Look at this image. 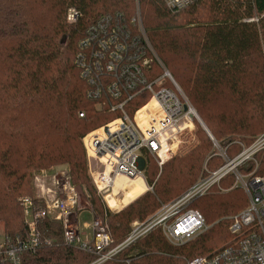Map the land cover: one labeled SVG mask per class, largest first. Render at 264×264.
Segmentation results:
<instances>
[{
    "label": "trees",
    "instance_id": "obj_1",
    "mask_svg": "<svg viewBox=\"0 0 264 264\" xmlns=\"http://www.w3.org/2000/svg\"><path fill=\"white\" fill-rule=\"evenodd\" d=\"M137 2L158 57L173 69L170 73L214 138L264 131V0H194L178 13L162 0H0V181L6 182L0 187V218L5 219L7 236H27L18 196L24 192L35 199V176L57 166H67L72 185L88 192L94 214L106 219L113 247L126 239L134 221L144 222L162 204L180 198L200 176L212 145L199 129L200 147L162 166L161 175L157 161L148 158L145 175L153 193L145 192L118 214L103 210L89 177L83 138L117 115L97 111L87 98V85L75 65L77 46L101 16L134 17ZM71 8L81 14L74 24L67 21ZM185 13L193 19L178 31L168 29ZM148 98L132 106L137 109ZM196 144L193 139L178 151L185 154ZM216 164L213 160L208 166L216 169ZM207 196L196 200L204 204L195 201L192 207L210 224L208 232L174 246L157 228L106 264H184L222 247L230 219L238 212L217 222ZM39 230L57 243L24 255L22 264L95 260L63 243L61 223L46 218Z\"/></svg>",
    "mask_w": 264,
    "mask_h": 264
},
{
    "label": "built area",
    "instance_id": "obj_2",
    "mask_svg": "<svg viewBox=\"0 0 264 264\" xmlns=\"http://www.w3.org/2000/svg\"><path fill=\"white\" fill-rule=\"evenodd\" d=\"M162 1L174 13L194 2ZM80 17L75 9L68 11L70 24ZM159 63L139 14L132 18L122 13L101 16L86 29L77 46L75 65L87 85V98L99 111L117 115L115 120L83 138L90 175L105 201L119 177L145 181L148 158L155 159L159 167L169 162L183 133L182 127H194L195 110L167 70L157 75L155 65ZM146 96L149 98L144 105L137 109L132 106L135 100ZM207 133L214 152L206 161L204 176L180 198L163 205L155 216L134 222L126 239L115 247L106 219L93 212L91 234L81 238L75 213L79 193L67 169L40 172L34 178L35 199L23 197L19 201L27 236L12 238L5 229L0 230V264H22L24 255L55 246L57 241L39 230L46 218L62 224L66 246L95 256L90 264H106L157 228L170 244L182 246L210 229L203 214L192 207L193 203L228 178L245 191L249 206L231 217L230 242L187 264H264V133L249 144L229 140L226 147ZM234 146L240 152L231 157ZM215 158L222 164L210 169L208 163Z\"/></svg>",
    "mask_w": 264,
    "mask_h": 264
},
{
    "label": "rangeland",
    "instance_id": "obj_3",
    "mask_svg": "<svg viewBox=\"0 0 264 264\" xmlns=\"http://www.w3.org/2000/svg\"><path fill=\"white\" fill-rule=\"evenodd\" d=\"M71 9H74V8H71ZM70 10V9H69ZM76 10V9H75ZM77 11V10H76ZM79 12V11H77ZM68 14V13H67ZM139 14L140 18H141V23H142V26H143V29L145 31V34H146V37H147V40L150 44V46L152 47L153 51H154V54L156 56V58L161 62L159 63L158 65H155V71L157 72V75H161L165 70H167L169 73L170 71L172 72V74L174 73L173 72V69H167V67L165 66V64L162 62V60L158 57L149 37H148V34L144 28V25H143V18H142V15H141V9H140V5L139 3L137 2L136 4V12L134 13V16H137ZM81 18V17H80ZM193 19V14H181L179 15V17H175V23H171L173 26H170L168 29H171L173 31H178L180 30L181 26H184V24L186 22H189ZM68 21V20H67ZM78 22V21H77ZM76 22V23H77ZM69 23V22H68ZM196 25V24H194ZM171 74V73H170ZM171 74V76H172ZM173 77V76H172ZM174 79V78H173ZM175 81V79H174ZM176 82V81H175ZM169 85L171 86L172 88V84L171 82L169 81L168 82ZM180 87V86H179ZM181 89V88H180ZM181 94L185 97V99L189 102L190 106L195 110L194 106L192 105L189 97L187 96V94L185 93V91L183 89H181ZM95 109L97 111H99L96 107ZM196 111V110H195ZM197 113V111H196ZM198 114V113H197ZM199 116V115H198ZM200 118V116H199ZM201 119V118H200ZM204 130V132L206 133L207 137L209 138V135L208 133L205 131V129H203V127L200 125L199 121L197 120V118H194V127H193V130H192V133L190 132H186V133H182L180 136H179V142L181 141V143H178V145H180V148L181 149L183 146H190V141L195 139L197 141V144L195 147H193L192 149H190L187 153L185 154H182V152H179V151H176L175 154L173 155L172 159L167 162L166 164L172 162L173 160H176V159H181V158H185L187 157L188 155L192 154L193 152H195L201 145V141H200V138L198 136V130ZM190 133V134H189ZM262 133H264V131L256 134L255 136H250V137H240V136H226L225 138L223 139H219L217 141H219L221 143V145L223 147H226L225 145V142L229 141V140H233V141H238V142H242L244 144H248L250 143L254 138L258 137L259 135H261ZM214 137V136H213ZM216 139V138H215ZM210 140V138H209ZM83 142V141H82ZM211 142V140H210ZM211 145H212V142H211ZM214 152V148H213V145L211 147V151H210V154L208 155V157ZM239 149L237 146H234L231 151H230V156L231 157H234L235 155H237L239 153ZM208 157L206 158L204 164H203V168L201 170V173H200V176L198 177V179L194 182V185L199 182V180L201 179V177L204 176L205 174V171H204V166L206 164V161L208 159ZM214 161L217 162L216 166L219 167L222 162L221 160H219V158H215ZM88 162V160H87ZM165 164V165H166ZM164 165V166H165ZM163 166V167H164ZM67 166H57V167H54L52 168L51 170L53 169H56V170H59V169H66ZM160 168V175L162 174V167H159ZM88 169V174H89V177L95 187V184L93 182V179L90 175V172H89V167H87ZM146 177V175H145ZM146 184L148 185L149 187V192L153 193V186H150V184L148 183L147 181V178L145 180ZM34 184V189H35V196L37 195V189L35 187V182H33ZM129 184V182H128ZM127 184V185H128ZM6 185V182L4 181H0V187H3ZM126 185V186H127ZM125 186V187H126ZM96 189V188H95ZM77 190H78V193H79V203H78V207L77 209H75V213L77 214V226H78V229L80 231V233L83 235L81 238L82 239H85L84 236H87L89 237L90 234H91V229L89 228V226L92 224V221L94 219V215H93V208L89 202V195H88V192H86L85 189H83L82 187H79L77 186ZM228 190V191H227ZM33 191V190H32ZM97 191V190H96ZM32 193V192H31ZM146 194V193H145ZM144 194V195H145ZM25 195H29V194H26L24 192H21L20 195L18 196V199H17V202L19 203L20 199L23 198ZM97 197L99 198V201H100V205L102 206L103 210L109 213H113V214H118L120 213L121 211H123L125 208H127V206L129 205H125V206H121L120 208L121 209H117L115 211L113 210H110L109 207L107 206V203L105 201V196L104 195H100L97 191ZM120 196V195H119ZM143 196V195H142ZM141 196V197H142ZM118 197V196H117ZM140 197V198H141ZM207 200L209 199V202L212 203L214 205V208H215V213L216 215L214 214V217L215 219H217L219 222L220 220L223 219L224 217V214H230V213H236V212H241L243 210H245L248 206H249V199L245 193V191L243 189H241L240 187H236L234 185V181L232 178H228L227 180L223 181L222 184L220 185V187H216L214 188L211 193L206 197ZM139 199V198H138ZM136 201V200H135ZM134 201V202H135ZM174 199L169 203L173 202ZM206 201V200H205ZM197 202V201H196ZM132 204V203H131ZM197 205L199 204H204V201L201 200V201H198L196 203ZM163 205H167V203L165 204H162L160 209L157 210L153 215H151L150 217H148L146 220H148L149 218L155 216L162 208ZM242 206V208L240 207ZM93 212V213H92ZM237 215V214H236ZM235 216V215H234ZM136 222V221H134ZM133 222V223H134ZM139 222V221H138ZM216 222V223H217ZM132 223V224H133ZM132 224H131V227H132ZM210 225V224H209ZM2 229H5L6 230V223H5V219L3 218H0V230ZM210 229H211V226H210ZM209 229V230H210ZM208 230V231H209ZM207 231V232H208ZM227 239L228 242H230L232 239H233V236H231V234L229 232H227ZM225 243V244H226ZM224 244V245H225ZM184 264H187L188 263V260H184L183 261Z\"/></svg>",
    "mask_w": 264,
    "mask_h": 264
},
{
    "label": "bare ground",
    "instance_id": "obj_4",
    "mask_svg": "<svg viewBox=\"0 0 264 264\" xmlns=\"http://www.w3.org/2000/svg\"><path fill=\"white\" fill-rule=\"evenodd\" d=\"M194 115L199 117L196 111H194ZM182 128L183 133L192 132L193 130L192 125H189V127L183 126ZM178 143H181V141L179 142L178 140ZM179 148L180 145H176L175 152L178 151ZM145 192H149V187L145 181L141 179L132 180L125 177H119L114 184L112 194L106 198V203L110 210L115 211L117 209H121V206L129 205Z\"/></svg>",
    "mask_w": 264,
    "mask_h": 264
},
{
    "label": "water",
    "instance_id": "obj_5",
    "mask_svg": "<svg viewBox=\"0 0 264 264\" xmlns=\"http://www.w3.org/2000/svg\"><path fill=\"white\" fill-rule=\"evenodd\" d=\"M185 110H187V106L185 107ZM197 120L199 121V123L203 127V129H205V131L207 132L208 129H207L206 125L203 123V121L199 117H197Z\"/></svg>",
    "mask_w": 264,
    "mask_h": 264
}]
</instances>
